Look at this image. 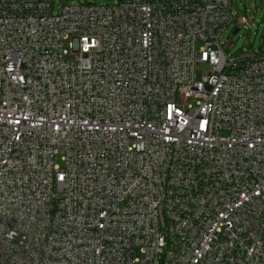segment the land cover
<instances>
[{
    "label": "built area",
    "instance_id": "2783aa9c",
    "mask_svg": "<svg viewBox=\"0 0 264 264\" xmlns=\"http://www.w3.org/2000/svg\"><path fill=\"white\" fill-rule=\"evenodd\" d=\"M231 20L0 0V264H264V49L227 55Z\"/></svg>",
    "mask_w": 264,
    "mask_h": 264
},
{
    "label": "rangeland",
    "instance_id": "374dc122",
    "mask_svg": "<svg viewBox=\"0 0 264 264\" xmlns=\"http://www.w3.org/2000/svg\"><path fill=\"white\" fill-rule=\"evenodd\" d=\"M116 0H52L57 12L63 4H114ZM232 20L220 36V43L227 55L247 54L264 49V0H228ZM246 21V22H243ZM237 28L235 33H232ZM198 69L205 72L201 66ZM59 162V161H57ZM135 256H142L139 251Z\"/></svg>",
    "mask_w": 264,
    "mask_h": 264
},
{
    "label": "water",
    "instance_id": "95a60500",
    "mask_svg": "<svg viewBox=\"0 0 264 264\" xmlns=\"http://www.w3.org/2000/svg\"><path fill=\"white\" fill-rule=\"evenodd\" d=\"M237 31V28L232 31V33H235Z\"/></svg>",
    "mask_w": 264,
    "mask_h": 264
}]
</instances>
